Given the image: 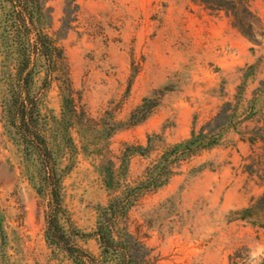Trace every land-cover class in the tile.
<instances>
[{
  "label": "rangeland",
  "instance_id": "rangeland-1",
  "mask_svg": "<svg viewBox=\"0 0 264 264\" xmlns=\"http://www.w3.org/2000/svg\"><path fill=\"white\" fill-rule=\"evenodd\" d=\"M75 4L46 2L45 32L61 56L56 51L41 105L60 149L72 224L91 232L107 204L99 172L106 158L117 169L126 144L149 143L118 170L123 185L135 186L167 147L206 125L215 144L176 165L119 226L142 244L149 261L141 264H264V0L249 2L260 23L254 40L202 0ZM2 70L0 63V97ZM144 99L155 104L152 112L128 124ZM32 171L0 113V264H74L45 240L47 199L33 187ZM76 242L100 258L93 237Z\"/></svg>",
  "mask_w": 264,
  "mask_h": 264
},
{
  "label": "trees",
  "instance_id": "trees-1",
  "mask_svg": "<svg viewBox=\"0 0 264 264\" xmlns=\"http://www.w3.org/2000/svg\"><path fill=\"white\" fill-rule=\"evenodd\" d=\"M202 1L209 9L224 10L232 25L242 35L254 40L256 34L253 27L259 28L260 23L249 9L250 0ZM46 2L0 0V63L4 86L0 97L1 122L5 134L33 167L29 174L33 187L47 199L45 240L49 245L65 251L74 264L148 263L147 253H139L142 244L119 226L120 220L145 192L164 185L174 173L173 168L181 161L212 147L216 141L214 132H204L205 125L198 133L192 131L189 138L167 147L146 168L144 178L135 186L123 185L118 170L125 166V160L131 155L147 151L149 143L146 146L126 144L117 169L114 161L106 158L100 164L99 172L110 198L105 206L99 207L94 229L88 233L81 232L72 224L62 202L60 149L50 139L48 121L41 109L48 76L53 70V60L55 56H61V51L57 50L54 41L45 32L51 26L50 7ZM68 2L74 8L77 6L75 0ZM42 69H45L46 74L39 84L38 75ZM148 102L144 99L130 114L128 124H137L147 118L155 106ZM67 140L70 141V138ZM244 212H248V209ZM86 237H93L97 241L99 259L76 242L77 238Z\"/></svg>",
  "mask_w": 264,
  "mask_h": 264
}]
</instances>
